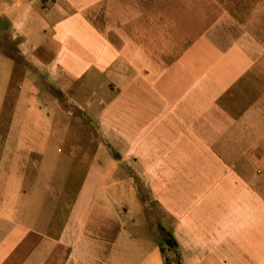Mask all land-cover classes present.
I'll return each mask as SVG.
<instances>
[{
  "label": "crops",
  "instance_id": "obj_1",
  "mask_svg": "<svg viewBox=\"0 0 264 264\" xmlns=\"http://www.w3.org/2000/svg\"><path fill=\"white\" fill-rule=\"evenodd\" d=\"M6 36L0 264H264V0H0Z\"/></svg>",
  "mask_w": 264,
  "mask_h": 264
},
{
  "label": "rangeland",
  "instance_id": "obj_2",
  "mask_svg": "<svg viewBox=\"0 0 264 264\" xmlns=\"http://www.w3.org/2000/svg\"><path fill=\"white\" fill-rule=\"evenodd\" d=\"M0 42H4L5 44H7L8 49L9 47H13L14 45V44H11L7 36L0 38ZM73 131H74V128L71 127V132L74 133ZM162 253H163L165 264H179L178 251L176 250L175 245L170 244V238L167 236V234L165 235L164 240L162 241Z\"/></svg>",
  "mask_w": 264,
  "mask_h": 264
},
{
  "label": "trees",
  "instance_id": "obj_3",
  "mask_svg": "<svg viewBox=\"0 0 264 264\" xmlns=\"http://www.w3.org/2000/svg\"><path fill=\"white\" fill-rule=\"evenodd\" d=\"M172 244L176 246V243H175V242H174V243H172Z\"/></svg>",
  "mask_w": 264,
  "mask_h": 264
}]
</instances>
